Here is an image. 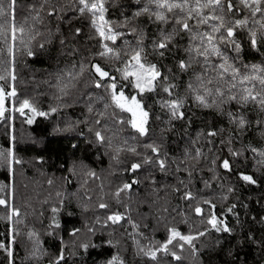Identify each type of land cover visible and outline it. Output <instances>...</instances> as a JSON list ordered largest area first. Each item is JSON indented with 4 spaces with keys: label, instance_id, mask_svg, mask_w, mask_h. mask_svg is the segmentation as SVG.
<instances>
[{
    "label": "snow or ice",
    "instance_id": "6c2138e0",
    "mask_svg": "<svg viewBox=\"0 0 264 264\" xmlns=\"http://www.w3.org/2000/svg\"><path fill=\"white\" fill-rule=\"evenodd\" d=\"M19 8V0H0V37L5 51V57L0 58V81L4 82L0 84V120L11 122L14 117L8 113H19L24 123L32 125L37 118L47 120L66 109L82 108L83 120L66 119L63 127L57 122L53 131L76 132L86 145L103 149L117 166L125 165L114 172L132 174L130 181H122L111 193L125 211L109 212L103 224L115 226L127 220L132 229L127 235L132 240L134 254L145 258V264H166L165 258L169 256L182 264L185 251L189 253L190 264H203L199 254L209 245L201 242L197 248L196 241L212 231L232 235L235 229L221 218L223 212L217 215L212 199H198L191 191L194 173L203 172L202 165L207 166L209 178L201 176L205 187L221 180L220 169L225 173L235 171L240 181L256 184L253 175L233 167L241 156L247 159L249 154L253 166L258 171L264 170V0H25L26 14L18 23ZM78 21L87 23V36ZM89 41L92 43L88 44ZM246 46L259 55L258 61L244 59ZM18 50L26 58H37V63H43L40 58L55 61L54 70L43 69L45 78L40 83L47 92L37 93L48 95L46 109L32 97L18 98ZM169 57L172 66L162 65ZM149 94L157 96L156 104L164 117L159 113L155 117L165 125L159 136L150 135L153 114L146 103ZM9 99L10 108L6 107ZM189 102L191 107L213 112L220 120L219 125L197 129L193 135L192 119L185 111ZM174 121H187L180 129L185 143L178 155L170 156L164 144L168 133L174 130ZM210 123L215 125L216 119ZM250 131L257 132L259 142L245 143ZM14 140L9 133V146L0 148V167L7 169L9 178L7 184L0 183V193H4L0 195V206L6 213L0 219L7 222V236L0 240V250L6 253L7 264H14V245L23 235L20 226L25 225L20 208L13 203L14 166L24 163L14 150ZM237 142L240 147L235 146ZM72 147L77 145L73 143ZM225 149L227 156L223 155ZM35 159L43 161V157ZM146 167L158 170L165 180L158 182L152 172L144 177L153 186L156 199H160V190L170 188L180 193L181 199L189 202L191 211L205 225L202 231L185 233L167 222L163 215L168 212L166 206L160 209L162 215L156 221L163 224L165 239H150L140 231L141 226L129 215L130 203L122 201L121 196L143 182L138 173ZM70 171L75 174V167ZM181 173H186V177ZM85 175L100 179L92 170ZM168 177H174L176 183H167ZM47 183L52 185L54 181L50 178ZM217 187L223 189L225 185L220 183ZM234 191L233 186H227L226 193ZM226 193L221 194L222 200L229 198ZM56 195L61 197L60 192ZM130 200L131 196L127 195V201ZM59 203L62 206L63 200ZM202 205L209 207L207 214ZM97 207L109 208L104 202L103 185ZM84 208L87 210L88 205ZM235 208L232 204L226 211L235 216ZM60 211L61 207L52 206L46 228L47 235L60 240L58 253L45 248L40 234L27 227L26 239L31 247L25 258L29 264H43L44 258L48 264L64 261L65 242L56 231L60 228ZM178 215L187 217L182 210ZM259 220L264 223V216ZM100 222L97 216L95 223ZM85 228L88 237L79 243V248L87 250L103 245L119 248L120 241L113 238L112 232L97 245L91 239L96 229L87 223ZM80 231L73 227L69 235L78 236ZM247 239L264 248V239L256 241L250 232ZM215 243L219 246L221 241L217 239ZM103 264H126V260L116 251Z\"/></svg>",
    "mask_w": 264,
    "mask_h": 264
},
{
    "label": "trees",
    "instance_id": "16d2710c",
    "mask_svg": "<svg viewBox=\"0 0 264 264\" xmlns=\"http://www.w3.org/2000/svg\"><path fill=\"white\" fill-rule=\"evenodd\" d=\"M19 3L18 23L23 20V16L26 14L25 0H19ZM77 24L84 27L85 36H87L89 34L87 23L78 21ZM2 41L3 37H0V58L5 57ZM81 41H84V36L81 37ZM91 43V41L88 42V44ZM16 56L18 98L32 97L40 107L46 109L49 103L48 95L40 96L37 93L47 92L46 86L40 83L45 78L43 69L54 70L55 61L40 58L43 59V63H37V58H26L19 50ZM53 56H55V52H53ZM243 56L246 61L250 62H256L260 59L259 55L253 54L247 46L244 49ZM63 63L62 59L61 64ZM163 64L172 66V58L169 57L162 62ZM162 70H164L163 66ZM0 84H4V82L0 81ZM156 100V95L149 94L146 97V103L151 106L153 114L150 124L151 136H159V130L165 127L155 118L157 113L164 118L161 109L156 104ZM11 105L12 101L10 99L6 100V107L10 108ZM185 111L192 119L191 132L193 135L197 129L204 128L207 130L209 126H218L220 123L219 118L215 117L213 112L191 107L190 102L189 105L185 106ZM246 111L248 110L246 109ZM81 113L82 108L80 107L66 109L58 115L53 114L47 120L37 118L32 125L24 123V118L20 117L19 113H8L14 117L11 122L0 120V148L9 146V133H11L15 137L12 142L14 150L24 160L22 165L14 166L15 176L12 180L14 187L13 203L20 208L21 218L25 220V225L20 226L23 235L18 237V243L14 245V264H29V261L25 258L27 250L31 247V243L26 239L27 227L35 229L40 234V240L45 248L50 252L58 253L60 240L46 234L53 205L61 207L58 214L60 228L56 231L58 236L65 242V259L62 264H103L116 251H119L125 258L126 264H145V258L137 257L134 254L132 240L127 235L132 229L127 224V220L115 226L111 224L105 226L103 224L104 218L109 212L125 211L122 206L116 204L111 193L122 181H130L132 174H122L120 171L114 172L115 168H123L125 165L117 166L114 161H110L109 157L104 154L103 149L97 150L90 144L86 145L85 141L76 132L53 131L57 122L63 127V122L66 119L83 120L84 117ZM254 116L255 112L253 111ZM213 119H216L215 125L210 123ZM185 123L187 121H174V130L167 135L164 147L169 151L170 156L173 154L178 155L185 143L180 132ZM9 124H11V127ZM248 140L259 142L260 137L256 131H250L245 143ZM73 143L77 145L76 148L72 147ZM216 143L219 144V138L216 139ZM235 146L240 147V143L237 142ZM223 155H228L227 149L224 150ZM38 156L43 157L42 162L36 161L35 158ZM253 165L254 161L249 154L247 159L241 156L233 166L240 171L253 175L257 181L253 185L240 181L235 171L225 173L223 169H220L221 180L213 181L211 187H205L201 176L204 179L209 178L210 173L207 171V166L202 165L203 172L196 171L194 173L191 191L196 194L198 199L200 197L212 199L216 204L215 211L217 215L223 212L221 218H225L229 226L235 229L232 235L212 231L210 234H206L204 238L196 241L197 248L201 247V242L209 245L199 254V260L203 264H264V248H261L258 243L247 239L249 232L256 238V241L264 239V223L259 220L261 216H264V170L258 171ZM73 167H75V174L70 171V168ZM88 170L95 171L100 179L86 176L85 173ZM149 172L155 175L158 182H165L164 177L158 170L146 167L138 173L143 182L134 185L129 194H122L121 196L122 201L130 203L131 211L129 215L141 226L140 231L150 239L154 238L157 241L165 239L166 232L163 224L158 225L156 223L157 217L162 215L160 209L165 206L168 207V212L163 215L166 217L167 222L175 224L185 233L190 230L192 232L202 231L205 225L201 224L200 218L191 211L189 202L181 199L180 193H175L170 188L160 190V199H156L150 181L144 180ZM180 175L186 177V173ZM50 178L54 181L52 185L47 183ZM8 182L7 169L0 167V183L7 184ZM166 182L175 184L176 179L168 177ZM220 183L225 185L223 189L217 187ZM101 185H103L104 202L109 204L108 209L97 207L100 202ZM229 185L235 188L233 193H226V188ZM156 187H159V183ZM57 192L61 193V197H57ZM222 193H226L229 198L222 200L220 198ZM3 194L0 193V195ZM127 195L131 196L130 201H127ZM86 197H90V199ZM60 199L63 200L62 206L59 203ZM154 200L156 201L155 204L152 203ZM192 203L195 204V201H192ZM232 204L236 205L234 209L235 216L232 212L226 211ZM84 205H88L87 210H85ZM202 207L205 209V214H207L209 207L207 205H202ZM172 209H177V211H172ZM181 210L187 213V217L178 215ZM5 214V209L0 206V217ZM97 216L101 219L98 224L95 223ZM237 218L240 221L239 224H237ZM85 223L88 227L96 229L95 235L91 237L94 243L100 245L101 240L108 239V233L112 232L113 238L120 241L119 248H112L108 245L97 248L89 247L87 250L79 248V243L88 237ZM145 224L148 225L147 228L143 227ZM73 227L81 230L78 236L69 235ZM6 236L7 222L0 219V240H5ZM217 239L221 241L219 246L215 243ZM142 243L146 244L147 241H142ZM229 252L232 254L229 255ZM182 255L184 257L182 264H190L189 253L185 251ZM165 261L166 264H178V262L172 261L170 256L166 257ZM0 264H7V255L3 250H0ZM43 264H48L47 258H44Z\"/></svg>",
    "mask_w": 264,
    "mask_h": 264
},
{
    "label": "rangeland",
    "instance_id": "374dc122",
    "mask_svg": "<svg viewBox=\"0 0 264 264\" xmlns=\"http://www.w3.org/2000/svg\"><path fill=\"white\" fill-rule=\"evenodd\" d=\"M129 91H131V89H129Z\"/></svg>",
    "mask_w": 264,
    "mask_h": 264
}]
</instances>
